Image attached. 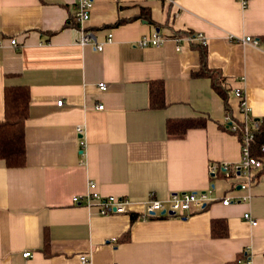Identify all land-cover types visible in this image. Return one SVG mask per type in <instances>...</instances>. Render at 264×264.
Here are the masks:
<instances>
[{"label": "crops", "instance_id": "0c3cea01", "mask_svg": "<svg viewBox=\"0 0 264 264\" xmlns=\"http://www.w3.org/2000/svg\"><path fill=\"white\" fill-rule=\"evenodd\" d=\"M77 2L0 0V120L7 86H28L31 99L26 166L0 160V264H230L242 253L248 258L240 264H264V172L255 180L261 169L252 170L249 181L210 171L242 157L238 134L222 128L227 118L244 128L264 118L263 44L242 41L264 42V0L247 7L238 0H94L85 30L105 42L101 52L80 45ZM141 7L168 26L160 32L143 21ZM120 18L128 21L110 27ZM172 27L206 37L208 65L226 79L230 110L211 79L193 76L201 65L191 43L177 49L169 37L160 47L139 45L156 32L170 36ZM157 82L163 109L151 106ZM192 118L205 126L169 135V120ZM93 182L103 196L128 198V213L75 204ZM213 186L202 209L144 218L151 194L166 201ZM226 198L233 202L223 204ZM132 213L142 218L132 223ZM213 219H226L227 237H212Z\"/></svg>", "mask_w": 264, "mask_h": 264}, {"label": "trees", "instance_id": "16d2710c", "mask_svg": "<svg viewBox=\"0 0 264 264\" xmlns=\"http://www.w3.org/2000/svg\"><path fill=\"white\" fill-rule=\"evenodd\" d=\"M168 2L167 0H164ZM168 5H171L169 2ZM142 12L139 14V18L143 21L153 24L157 30H161L168 26L169 23L158 24L155 23L151 16V10L148 8L141 7ZM76 18V16H75ZM128 19L120 18L116 23L110 27H117L125 22ZM172 34L170 36L162 37L165 38H178L185 39L190 36L195 35L193 31L187 30H173V27L170 29ZM160 32L159 35H160ZM161 36V35H160ZM191 47L196 48L200 51V69L196 72H193V76L199 78L208 77L212 80L214 89L220 96H222L225 108H229V93L226 89V79L221 71L212 68L208 65V50L207 45L199 41H191ZM151 106L156 109H163L166 105V95L164 92L163 82H157L156 87L151 88ZM4 115L5 118L0 120V160L5 162V165L9 168H21L27 164V143L25 142V133H26V122L30 117L29 107L31 103L30 99V89L25 85L18 86H7L4 91ZM257 127L253 130L255 141L251 144V150L253 155L262 160L264 164V153L260 150L261 145L264 143V118L254 120ZM205 126L204 120L200 119H180L169 120L167 122V130L169 135L179 137L187 133L189 129L193 127H203ZM233 126H237L236 132L232 131ZM244 125L240 122L228 121L222 128L226 131L238 134L240 140L242 139V133L244 130ZM264 172V168L258 174H255L252 178H256L259 174ZM256 180V179H255ZM131 222L135 223L139 218H142L140 215L134 213L131 214ZM170 217H176L173 215L167 216H152L148 217L149 220L152 219H167ZM212 232L211 235L213 238H225L229 235V227L226 219H213L211 221ZM248 256H245L244 253L240 254L236 261L230 264H240L243 260L247 259Z\"/></svg>", "mask_w": 264, "mask_h": 264}, {"label": "built area", "instance_id": "2783aa9c", "mask_svg": "<svg viewBox=\"0 0 264 264\" xmlns=\"http://www.w3.org/2000/svg\"><path fill=\"white\" fill-rule=\"evenodd\" d=\"M170 3H174V0H167ZM241 2L242 6L247 7L250 0H238ZM94 0H78L76 4V20L83 28V33L80 38V45L84 47H91L93 50L96 51H103L105 47V42L99 43L98 40H96L95 35L92 32H87L85 30V24L88 22V20L91 17V8L93 6ZM109 41L113 40L112 35L108 36ZM179 45L177 46V49L181 48V43L184 41L190 43L191 41H199L203 44L207 45V39L202 34H195L193 36H190L185 39H178L176 38ZM167 40V38L162 37L159 35L158 32H156L153 36H146L143 37L139 41V45L143 48H147L149 46L154 47H160L164 44V42ZM244 44H250L255 48H260L263 44L264 49V42L261 38H256L252 36H248L244 38L243 40ZM12 45L16 46L17 42L16 40H11ZM107 87L106 83L100 84V89L105 90ZM236 96L240 100V107L244 114L249 115L251 109L247 106L244 94L240 89L235 90ZM63 101L59 102V105L61 106ZM99 110H103L104 106L99 105ZM229 118L226 119V123H228ZM255 127L257 125L255 124ZM249 127L248 123H246V127L243 130L242 133V139L241 142V150H242V157L240 162L237 163V165H229L227 163H223L222 167H218L215 165H210V171L213 175H215L218 171H221L222 173H225L228 177L231 175L232 172L239 173L242 176H245L249 181L251 180V173L254 169H262L264 167V164L261 159L253 155V152L251 150V144L255 141V136L253 130L255 129ZM237 126H233L232 131L236 132ZM260 150L262 153H264V143L261 145ZM98 185L93 182L90 183L89 192L82 196H75L74 203L77 205L83 204L84 200L85 205L88 207H96L99 212L103 215H109V214H123L128 213L129 211V205L130 201L128 198H120L116 196H103L97 189ZM245 187V185H243ZM214 190V186L210 188L208 191H195L190 193H180V194H174L171 195L172 197L169 200L161 201L158 198H156L153 194H151V199L148 201V203L145 205L144 209V218L152 217V216H167V215H180L181 213H184L186 211H190L192 209H202L206 205H208L211 201V193ZM242 200H247V198H243ZM232 199L226 198L223 202V204H230L232 203ZM165 213V214H163ZM244 218L247 221L252 222L253 226L257 225L258 222L254 219H252V216L249 213L244 214ZM31 252H25L24 257H30ZM82 261L85 263L88 261L87 257L82 258Z\"/></svg>", "mask_w": 264, "mask_h": 264}, {"label": "water", "instance_id": "95a60500", "mask_svg": "<svg viewBox=\"0 0 264 264\" xmlns=\"http://www.w3.org/2000/svg\"><path fill=\"white\" fill-rule=\"evenodd\" d=\"M163 214H165V213H163Z\"/></svg>", "mask_w": 264, "mask_h": 264}]
</instances>
